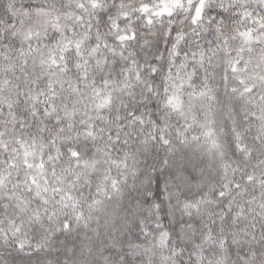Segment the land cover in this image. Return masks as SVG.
<instances>
[{
  "label": "snow or ice",
  "instance_id": "obj_1",
  "mask_svg": "<svg viewBox=\"0 0 264 264\" xmlns=\"http://www.w3.org/2000/svg\"><path fill=\"white\" fill-rule=\"evenodd\" d=\"M252 2L264 6V0H219L213 15L212 0H115L112 6L105 0H4L0 4V240L8 242L4 225L21 233L23 225L18 222L24 217L51 222L63 211L57 231L68 230L73 226L69 209L79 220L82 202L90 210L98 206L99 197L118 183L112 168L128 167L127 152L122 160L112 156L128 125L137 126L141 136L150 129L152 140L169 143L166 124L151 114H139V108L131 110L122 98L128 82L140 81L145 69L152 80L159 77L163 65L158 61L168 66L165 107L184 122L176 134L199 130L192 139L203 138L209 167L215 164L224 181L215 195L221 200L230 196L226 211L219 215L238 224L244 206L237 196L254 204L257 189L261 190L257 207L264 209V16L252 11ZM177 8L186 17L179 27L172 19ZM137 15L148 26L164 17L168 20L157 42L163 51L146 65L131 60L133 73L120 68L114 58L126 59L124 49L131 41H142L149 54L153 51L150 39L138 31L139 22L133 21ZM102 27L115 35L109 38ZM147 88L152 90L151 80ZM121 109L127 110L124 115ZM143 144H149L148 137ZM237 153L249 160L250 171L228 158ZM152 183L151 178L144 179L145 185ZM85 185L87 195L79 190ZM145 195L154 196L150 187ZM203 202V196L186 199L183 208L190 222L174 221L173 229L195 228L199 221L193 212ZM233 207L239 209L235 214ZM154 227L160 229L159 241L167 247L171 231L163 223ZM212 231L210 226L205 240L212 238ZM43 242L35 246L40 248ZM31 243L23 239L18 246ZM162 259L168 264L167 256Z\"/></svg>",
  "mask_w": 264,
  "mask_h": 264
},
{
  "label": "clouds",
  "instance_id": "obj_2",
  "mask_svg": "<svg viewBox=\"0 0 264 264\" xmlns=\"http://www.w3.org/2000/svg\"><path fill=\"white\" fill-rule=\"evenodd\" d=\"M3 2L0 0V4ZM25 2L31 3L34 0ZM60 2L57 0V3ZM105 2L112 6L115 0ZM218 3L219 0H212L213 15L219 10ZM249 7L257 15L264 16V6L252 2ZM172 19L179 27L180 20L186 17L177 8ZM167 20L164 17L148 26L138 15L133 17V21L139 22L138 31L150 39L153 51L149 54L142 46V41L127 42L124 49L126 59L114 58L119 61L120 68H130L134 73L136 68L130 65L131 60H135L137 66L146 65L158 52L163 51L162 46L157 47V42L164 34ZM183 26L188 27L187 23ZM101 31L109 38L115 35L103 27ZM114 59H109V66L113 65ZM157 63L163 65L159 77L152 80L145 69L140 81L133 78L128 82L130 86L122 98L131 110L139 108V114L145 117L151 114L162 125L166 124L170 129L169 143L152 140L150 129L146 128L141 136L137 126L128 125L127 134H121V142L112 152L113 158L121 160L125 152L129 154L127 168L121 166L111 170L112 176L118 181L115 189L109 186L107 195L100 196L101 203L91 210L87 202H82V208L77 209L83 211V217L79 220L75 219V214L69 209L67 215L73 226L68 230L57 231L58 223L64 219L63 211L51 222L47 218L42 223L33 222L24 217L18 222L23 225L19 234H14L4 225L8 231V242L5 244L0 240V264H164L162 258L165 256L169 258L168 264H264V209L257 207L261 190H256L254 204H248L247 197L237 196V200L244 206V216L238 224L219 215L226 211L224 205L230 199L229 195L223 200L215 195L224 181L219 178L215 164L209 167L211 158L206 154L203 138L199 141L192 139L194 135H199L198 129H193L185 136L176 134V127L183 128L184 122L170 115L165 107L166 93L163 88L168 66L164 61ZM115 71L119 74V68ZM150 80L151 91L147 88ZM167 83L171 85V80ZM157 90L159 95H156ZM129 92L133 95H127ZM218 110V106H214L213 112ZM126 111L121 109V115ZM125 124H128L127 120ZM145 137L149 138L148 145L143 144ZM125 138L127 144L123 143ZM240 156L237 153V157L233 158L229 154L228 158L236 159L242 170L248 168L250 171L249 160ZM146 177L152 179L151 185L144 184ZM236 179H240V173H237ZM149 187L154 193L150 198L145 195ZM79 190L88 194L86 185ZM201 196L205 202L200 204L198 212H193L199 224L191 230L173 229L174 221L190 222V218L185 216L184 201L198 200ZM238 211V208L233 207L232 214ZM0 216H3V212H0ZM213 221L216 222L215 226ZM157 223H163L171 231V242L167 247L159 241L160 229L154 227ZM210 226L213 227L212 238L205 240L204 236ZM23 239L31 241V245L20 248L18 242ZM42 239V246L37 248L35 245ZM222 239L226 243L221 244ZM30 256L31 259H27Z\"/></svg>",
  "mask_w": 264,
  "mask_h": 264
}]
</instances>
